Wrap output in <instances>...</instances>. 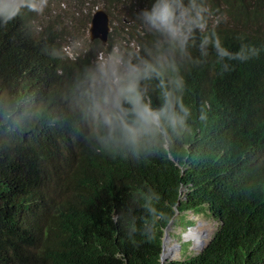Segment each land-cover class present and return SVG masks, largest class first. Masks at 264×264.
Segmentation results:
<instances>
[{"label": "trees", "instance_id": "obj_1", "mask_svg": "<svg viewBox=\"0 0 264 264\" xmlns=\"http://www.w3.org/2000/svg\"><path fill=\"white\" fill-rule=\"evenodd\" d=\"M108 2L128 20L147 0ZM205 3L225 47L259 55L227 61L228 72L215 56L185 68L186 102L207 100L209 118L170 154L139 160L91 150L62 92L112 46L150 37L128 32L121 45L111 33L107 47L70 56L36 13L0 28V264H161L164 230L187 211L217 229L201 252L166 264H264V0Z\"/></svg>", "mask_w": 264, "mask_h": 264}, {"label": "clouds", "instance_id": "obj_2", "mask_svg": "<svg viewBox=\"0 0 264 264\" xmlns=\"http://www.w3.org/2000/svg\"><path fill=\"white\" fill-rule=\"evenodd\" d=\"M48 2L0 0V28L25 11L42 14ZM136 19L151 39L114 45L82 65L64 83L62 98L78 117V137L91 150L139 160L170 154L173 143L191 133L193 123L208 120L211 104L207 100L195 106L186 102L185 68L201 67L215 56L221 72H228L227 61H247L258 56L259 50L241 45L239 51L231 52L225 47L219 35L209 31L205 0H147ZM110 24L111 34V18ZM50 55L61 53L53 48ZM42 188L51 189L46 184Z\"/></svg>", "mask_w": 264, "mask_h": 264}, {"label": "rangeland", "instance_id": "obj_3", "mask_svg": "<svg viewBox=\"0 0 264 264\" xmlns=\"http://www.w3.org/2000/svg\"><path fill=\"white\" fill-rule=\"evenodd\" d=\"M107 7H109L108 0H49L45 11L37 15L43 22L47 21L52 24V29L61 35L62 47L65 46L69 55L73 56L74 53L76 55L79 54L83 47L91 43L89 31L91 21L93 15L99 9H104L111 18V33L114 34L115 43L122 44L123 40L128 36V32H133L134 37H136L141 31L137 19H130L128 17V20H126L124 16H121L119 8H113V6L111 8ZM123 24L126 26V32L124 33H122ZM107 44L104 47H107ZM105 50L107 51V48ZM200 224L205 225V228H202V230L206 229L205 231L211 234L217 228L216 223L206 218L205 215H195L194 212L187 211L185 215L179 216L176 225L173 226L172 224L169 230L170 244L166 248L173 249V253L167 260L173 261L174 259H181L182 256L185 257L193 254V252L194 254L199 253L200 250L196 249V243L190 237V233L195 229L201 232ZM191 225H193L192 228L190 227ZM187 232L189 233L188 236L186 235ZM176 244L179 246L177 251H175ZM181 244H187V247L184 246L182 250Z\"/></svg>", "mask_w": 264, "mask_h": 264}, {"label": "water", "instance_id": "obj_4", "mask_svg": "<svg viewBox=\"0 0 264 264\" xmlns=\"http://www.w3.org/2000/svg\"><path fill=\"white\" fill-rule=\"evenodd\" d=\"M89 31H90L91 40L98 39L102 42L104 46L106 45V43L108 42L110 31H111V24H110V17L103 9L97 10L95 14L93 15ZM177 214H178V210L176 209L175 216ZM174 219L175 217L172 219L171 223L164 230V236L162 238V252L160 255L161 264H166V262L169 261L167 260L168 257L166 255L165 243H166V240L170 239L169 230L171 229V225L174 223ZM177 247L179 249L178 244H177ZM174 260H179V259H174Z\"/></svg>", "mask_w": 264, "mask_h": 264}, {"label": "bare ground", "instance_id": "obj_5", "mask_svg": "<svg viewBox=\"0 0 264 264\" xmlns=\"http://www.w3.org/2000/svg\"><path fill=\"white\" fill-rule=\"evenodd\" d=\"M202 228H205V225L204 224L201 225V232H199L198 229H195L194 231H192L190 233V237L193 238L194 241H195V243H196V249L197 250H202L207 245V243H208V241H209V239L211 237V233L205 231L206 229L205 230L204 229L202 230ZM186 235L188 236L189 233H187ZM169 244H170V239L166 240L165 248L168 247ZM177 249H178V247H177V244H176V250L175 249L174 250L177 251ZM172 253H173V249L166 248V255H167V257L171 256Z\"/></svg>", "mask_w": 264, "mask_h": 264}]
</instances>
